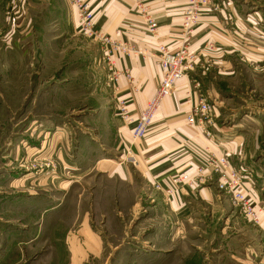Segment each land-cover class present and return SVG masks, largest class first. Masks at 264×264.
Here are the masks:
<instances>
[{"label":"rangeland","instance_id":"rangeland-1","mask_svg":"<svg viewBox=\"0 0 264 264\" xmlns=\"http://www.w3.org/2000/svg\"><path fill=\"white\" fill-rule=\"evenodd\" d=\"M210 1L218 9L201 12L192 33L205 14L219 12L218 2ZM13 11L14 15L19 14L16 7ZM81 34L87 46L96 44L101 48L110 65L106 56L109 48ZM188 42L183 46L187 47ZM52 45L46 55H33L28 44L25 47L21 44L14 53L5 49L0 54V264H67L68 236L74 235L83 243L79 232L84 222L100 237L101 250L83 264H264V243L260 257L250 254L254 259L242 263L233 258L236 255L225 254L220 249L218 237L210 236L212 231L205 234L200 230L180 229L173 221L169 223L170 204L166 205L156 195L152 199L145 195L134 198L133 203L138 202V207L128 215H117L116 207L126 205L119 196L125 195L127 185L102 173V169L114 162L93 167L100 152L99 146H94L92 132L99 130V137L106 141L110 120L96 115L94 107L98 105L91 99L92 88H80L75 70L80 62L78 52L71 53L69 49L67 56L63 42ZM251 58L239 56L236 77L202 92L197 101L207 100L213 107V98L222 102L217 110L212 108L202 118L200 125L219 120L221 116L217 113L221 112L224 123L237 124L236 129L256 145L251 146L250 152L238 155L245 161L239 164L247 166L251 162L248 167L255 172L254 162L264 172V55L259 60ZM61 68H64L62 72ZM65 80L68 82L63 83ZM115 112L122 113L117 109ZM223 156L233 170L242 172L232 161L234 155L208 153L197 167L206 170L204 179H195L196 186L214 184L219 190L218 175L208 170V162ZM117 157L118 163L123 154ZM256 177L255 172L253 181L244 180V190L264 210L248 190L250 185L257 189L256 182L260 183ZM228 195L239 213L254 225L234 203L231 194ZM158 202L161 204L157 206ZM82 235L89 241L91 250L93 245L97 246L88 228ZM69 243L76 255L82 252L74 238ZM243 246V251L249 248L247 243Z\"/></svg>","mask_w":264,"mask_h":264},{"label":"crops","instance_id":"crops-1","mask_svg":"<svg viewBox=\"0 0 264 264\" xmlns=\"http://www.w3.org/2000/svg\"><path fill=\"white\" fill-rule=\"evenodd\" d=\"M81 1L92 10L97 31L115 41L130 44L139 55L125 56L115 52L110 57L112 66L106 63L105 53L98 45L87 46L82 40L85 38L78 31L79 12L68 0H0V54H4L5 49L14 53L21 44L24 47L28 44L33 55H46L54 47L52 44L57 42H63L67 56L69 49L71 53L78 52L80 62L75 70L80 88H92L91 99L98 105L94 107L97 108L96 115L99 118L106 116L111 123L106 141L99 137V130L92 132V141L95 147L99 146L100 152L93 167H99L104 161L106 164L103 165L114 162L102 169V173L120 179L128 188L124 196H119L126 205L116 207L117 215L132 213L139 205L138 202L133 203L134 198L145 195L152 199L156 195L166 205L170 204L167 209L169 223L173 221L180 229L212 231L210 236L212 239L218 237L220 249L225 254L236 255L233 258L242 263L254 259L249 257L250 254L260 257L264 243V210L260 214V225H253L239 213L229 195L217 190L216 185L196 186L195 181L178 185L175 179L182 175L194 179L197 167L208 153L234 155L232 161L244 176L251 173L253 181L256 172L260 184L256 182L257 189L250 185L248 190L264 207V172L254 162L255 172L248 167L251 162L247 166L239 164L245 161L243 156L242 159L238 157L241 152H250L251 146L256 147L255 143L237 130L239 128L236 129L237 124L224 123L221 112L217 113L220 119L214 123L212 120L211 123L191 126L187 122V116L202 92H209L214 86L236 77L239 56H252L254 61L264 55V0H213L220 5L219 12L207 13L201 18L187 45L195 56L192 68L177 82L173 95L160 106L146 138L137 141L133 140L136 121L154 98L163 75L158 61L159 47L165 45L175 52L185 44L182 23L188 2ZM15 7L19 10L18 15H14ZM144 9L146 14L142 12ZM147 16L158 25L155 34L148 32ZM63 70L61 68L60 72ZM113 72L117 80L108 88L107 78ZM212 100L210 102L217 110L219 102H222L216 98ZM120 101L126 102L129 118L133 120L131 123L116 114ZM122 154L121 161L117 163L115 158ZM129 155L136 159V166L126 160ZM85 228L92 233L98 248L96 245L92 250L89 248V241L82 235ZM79 234L84 238L83 243L74 235L68 236L67 264H83L90 255L96 257L100 254L101 239L87 223H83ZM72 238L82 250L77 255L69 243ZM243 243L249 247L244 251Z\"/></svg>","mask_w":264,"mask_h":264},{"label":"built area","instance_id":"built-area-1","mask_svg":"<svg viewBox=\"0 0 264 264\" xmlns=\"http://www.w3.org/2000/svg\"><path fill=\"white\" fill-rule=\"evenodd\" d=\"M69 1L78 9L80 15V32L93 40L103 43L107 48H109L106 51V56H108L107 58L110 61L111 66L112 61L110 57L111 54L115 52L125 56L139 55V52L130 44L115 41L110 36L97 31L95 28V18L93 12L81 0ZM187 2V7L183 15L184 35L188 37L185 42L190 40L193 26H195L200 19V13H203L206 9L211 11L218 9V7L213 5L210 0H187ZM142 12L143 14H146L145 9L142 10ZM146 22L148 32L150 34H155L158 29L156 21L147 16ZM194 58L195 56L189 52L186 46H183L175 52L170 51L165 45L159 47L158 61L163 69L161 83L154 98L148 102L145 110L139 115V118L136 121V125L133 130V140L137 141L146 138L154 123L156 113L158 112L160 106L164 100L173 95L177 82L187 76L188 70L192 68ZM116 80L117 76L113 72L109 78L110 83L107 85L111 88L112 84L115 83ZM119 103V110L122 112L120 113V116L127 122L131 123L133 120L129 118L126 102L120 101ZM212 108L213 106L210 105L207 100L201 99L200 101H196L191 108V112L187 116L188 124L195 126L197 123H202V118L209 114ZM126 160L133 165L136 164V159L132 155H129ZM209 169H212L213 172L218 175V189L231 194L234 203L240 207L243 214L247 218L254 221L255 224H258L259 215L260 213H263V210L258 208L249 196L245 194L244 190V180H249L251 178V173L247 172L246 176H244L240 173V171L233 170L228 159L224 156L211 158L208 162V170ZM205 170L206 169L204 168L197 169L194 179L188 175H182L178 176L175 181L178 185H182L190 184L192 181H195L197 177L204 179L202 176L204 175Z\"/></svg>","mask_w":264,"mask_h":264},{"label":"bare ground","instance_id":"bare-ground-1","mask_svg":"<svg viewBox=\"0 0 264 264\" xmlns=\"http://www.w3.org/2000/svg\"><path fill=\"white\" fill-rule=\"evenodd\" d=\"M104 162H106V161H104ZM104 162H103V164H106V163H104ZM107 162H108V161H107ZM110 162H111V161H110ZM110 162H109V163H110ZM110 164H111V163H110Z\"/></svg>","mask_w":264,"mask_h":264}]
</instances>
